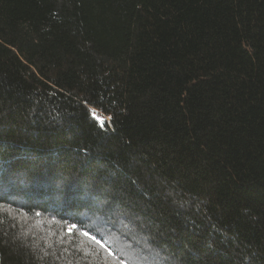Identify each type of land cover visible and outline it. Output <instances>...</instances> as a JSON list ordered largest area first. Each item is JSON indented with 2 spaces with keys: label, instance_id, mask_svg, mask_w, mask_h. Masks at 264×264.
<instances>
[{
  "label": "trees",
  "instance_id": "trees-1",
  "mask_svg": "<svg viewBox=\"0 0 264 264\" xmlns=\"http://www.w3.org/2000/svg\"><path fill=\"white\" fill-rule=\"evenodd\" d=\"M0 264H264V0H0Z\"/></svg>",
  "mask_w": 264,
  "mask_h": 264
},
{
  "label": "snow or ice",
  "instance_id": "snow-or-ice-1",
  "mask_svg": "<svg viewBox=\"0 0 264 264\" xmlns=\"http://www.w3.org/2000/svg\"><path fill=\"white\" fill-rule=\"evenodd\" d=\"M95 115V114H94ZM96 119H99V117H96ZM103 124V122H101ZM87 235V233H85ZM111 254V253H110Z\"/></svg>",
  "mask_w": 264,
  "mask_h": 264
}]
</instances>
